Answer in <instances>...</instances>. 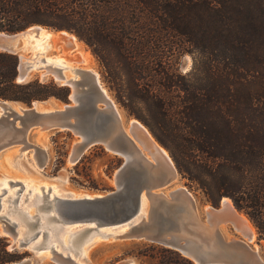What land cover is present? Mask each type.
I'll return each instance as SVG.
<instances>
[{"label":"trees","instance_id":"obj_1","mask_svg":"<svg viewBox=\"0 0 264 264\" xmlns=\"http://www.w3.org/2000/svg\"><path fill=\"white\" fill-rule=\"evenodd\" d=\"M34 24L86 42L182 176L231 197L264 237V0H0V31ZM19 64L0 49V99L68 100L67 85L18 81ZM26 255L0 236V264Z\"/></svg>","mask_w":264,"mask_h":264},{"label":"water","instance_id":"obj_2","mask_svg":"<svg viewBox=\"0 0 264 264\" xmlns=\"http://www.w3.org/2000/svg\"><path fill=\"white\" fill-rule=\"evenodd\" d=\"M30 28L73 34L66 29L34 24L18 32L0 31V49L17 54L24 48L19 45L18 34ZM47 66L56 79L71 88L74 104L55 108L43 100L16 107V101L0 99V152L14 146H19V154L32 149L38 166L43 168L48 157L46 148L31 143L30 132L34 128L68 129L81 138L74 145L72 161L95 144L118 153L124 161L115 173L116 189L104 194L51 197L52 187L48 191L42 187V193L30 197L23 193V181L10 179L8 183L17 188L6 197L9 204L6 212L0 214V234L8 237L10 248L26 249L29 254L7 264H91L84 254L88 248L85 245L96 235L107 239H146L180 251L195 264H264L243 234L245 239L224 238L220 223L233 224L240 217L235 206V211L228 213L220 212L221 206H211L213 211L205 210L204 221L187 187L164 191L179 174L174 160L156 139L149 141L146 126L138 119L131 120L128 128L120 123L116 104L94 69H76L81 73L77 79L66 78L61 66ZM36 68L33 61L21 60L20 56L18 81H25ZM7 192V187L2 188L0 209ZM30 207L34 209L32 213ZM119 264L135 262L126 259Z\"/></svg>","mask_w":264,"mask_h":264},{"label":"rangeland","instance_id":"obj_3","mask_svg":"<svg viewBox=\"0 0 264 264\" xmlns=\"http://www.w3.org/2000/svg\"><path fill=\"white\" fill-rule=\"evenodd\" d=\"M34 33H37V31ZM34 33H25L19 37V45H23L24 48L20 49L17 54L19 57L23 55V59L32 58V60L30 59L31 61L36 60L34 63L35 67H37L36 69H32L30 76L25 81L31 79H40L43 82H49L53 80L59 85H64L61 80L56 79L54 74L46 73L47 70H51L48 69L49 67L47 65H51L50 67L55 65V63H47L49 61L46 56L51 57L58 55L56 56L57 58L54 57L52 59L54 60L53 62H55V60L64 59L63 57H59V55L63 54L64 56L68 55L69 53V55H72L73 58L63 60V66L61 65L66 78L75 77L80 79L81 73L76 69L94 68V70L99 73L100 80L102 81V85L106 89L108 96L116 104V107L120 113V123L124 127L128 128L129 122L131 120L138 119L150 131L154 139L158 141L149 126L137 115L126 109L118 100L116 92L110 87V84L106 78L105 70L101 65L100 60L93 53L92 49L86 42L81 40L75 33L72 32L78 37L80 43H82L81 48L76 50L75 48L70 49L67 47V50L66 46L62 44V42H59L57 46V42H53L52 39L46 41V39H41L37 34L34 35ZM54 43L56 44L54 45ZM81 50H87L90 56L89 61L85 62L82 60L83 56L81 55ZM192 62V57L189 54L182 56L180 59L181 69L184 72L190 70L192 67ZM71 92L72 90L70 88V94ZM46 102L55 108H63L65 104L69 103L74 104V101L70 98V95L68 100L52 97L47 99ZM13 104L16 107L18 105L28 106L19 102H15ZM40 106H42V104ZM103 106V104H100V107ZM80 139L81 138L78 134H75L68 129H32L29 134L30 142L46 148L48 154L47 160L45 162L46 165L43 168L38 166L34 158V151L32 149H28L22 154H18L19 146H14L0 152V193H2V188H8V192L3 195L4 207L0 209V214L5 213L8 209L7 206L9 202L6 197L8 195L14 194V190L17 188L16 186H11L8 183H1L5 178L9 180L23 179L26 182V187L23 193L28 194L30 197L38 192L42 193V186L44 185L47 187L43 188L45 191H48L50 186L53 187V192L51 191L52 189L50 190V196H52L54 193L57 195H78L82 193L104 194L116 189L115 173L119 166H121L123 163L124 158L118 153L107 149L102 144H95L87 148L77 161H72L74 145ZM181 186L187 187L194 195L199 214L204 221H206L204 210L205 207H220L223 198L228 197L224 196L218 202L212 201L202 189H200L196 184L191 183L188 178L182 176L180 172L172 184L165 188L164 191L169 192L170 190ZM228 198H230L234 204L232 198ZM27 204L28 201H25L24 206H27ZM33 210V207H30V212H33ZM238 210L252 223L256 232V237L253 242L248 243L253 249L257 250L258 254L264 261V237L260 236L258 228L252 219L243 210ZM220 229L227 241L233 238H244L243 235L235 230L230 224L228 227ZM0 236L6 237L9 243L7 236L4 234H0ZM85 247H88L87 257L91 264H119L122 260L126 259H133L135 264H195L191 258L187 257L180 251L166 247L156 242L148 241L146 239H107L101 235H96V237H94L90 243L86 244ZM17 249L20 252H27V254H29L26 249ZM45 262L50 263L49 261Z\"/></svg>","mask_w":264,"mask_h":264},{"label":"bare ground","instance_id":"obj_4","mask_svg":"<svg viewBox=\"0 0 264 264\" xmlns=\"http://www.w3.org/2000/svg\"><path fill=\"white\" fill-rule=\"evenodd\" d=\"M35 31H37V33H34ZM28 34V33H34V35H38L41 39H46V41L47 40H50V39H52L53 40V42H57V46H58V43L59 42H62V44H64L65 46H66V48L68 47V48H70V49H78V48H81V44L82 43H80V40L76 37V35H74V34H71V33H68V32H58V31H52V30H48V29H46V28H41V29H37V28H30V29H27L25 32H22V33H20V34H18L19 36L20 35H22V34ZM18 35H16V37H15V41H16V43L18 42V39H17V36ZM28 36V35H27ZM33 36V35H32ZM34 37V36H33ZM43 42V41H42ZM22 44V43H21ZM40 44V43H39ZM56 43H54V45H55ZM43 45V44H42ZM41 46V45H40ZM27 48V47H26ZM30 48V47H29ZM68 48H67V50H68ZM64 50H66V49H64ZM79 51V50H78ZM81 52V55L83 56V61H85V62H87V61H89V59H90V56H89V53L87 52V50L86 51H84V50H81L80 51ZM79 52V53H80ZM37 54V53H36ZM40 54H42V53H40ZM56 56H58V55H54V56H51V57H47L46 56V58L48 59V61L49 62H47V63H55V65H58V66H61L62 65V61L63 60H68V59H72L73 58V56L72 55H69V53H68V55H64L63 56V54H61V55H59V57H63L62 59L63 60H55V62H53L54 60H52L54 57H56ZM23 57V55H21V60H25V59H23L22 58ZM42 57V56H41ZM44 57H45V55H44ZM37 58V57H36ZM57 58V57H56ZM31 60H32V58H30ZM33 59H34V57H33ZM36 61V60H35ZM34 60H33V63L35 62ZM52 61V62H51ZM42 62V61H41ZM37 64V63H36ZM34 66H35V63H34ZM63 66V65H62ZM61 66V67H62ZM36 68V67H35ZM94 69V68H93ZM92 69V70H93ZM95 71V70H94ZM46 73H51L50 72V70H47V72ZM95 73H96V75H97V77H99V74H98V72H96L95 71ZM53 74V73H52ZM67 78H71V77H67ZM99 80V79H98ZM63 84H64V82H63ZM40 105H41V103H40ZM47 107H51V106H47ZM116 109H117V107H116ZM117 112H118V116L120 117V113H119V111H118V109H117ZM121 120V119H120ZM133 121H136V119H134ZM146 128V127H145ZM39 130V129H38ZM42 130V129H41ZM146 131H147V137H148V139H149V141H151V142H155V139H154V137H153V135L150 133V131L146 128ZM19 151V150H18ZM163 151H164V153L165 154H168V152H167V150L166 149H164L163 148ZM19 154V153H18ZM17 155V154H16ZM18 180V179H17ZM8 181H9V179H7V178H5V179H3L2 180V182L1 183H3V184H6V183H8ZM21 181H23L24 183H26L23 179L21 180ZM9 184V183H8ZM6 186V185H5ZM8 186V185H7ZM42 187H46V185H44V186H42ZM50 187H52V186H50ZM47 188V187H46ZM53 188V187H52ZM56 189V188H55ZM52 192H53V189L51 190ZM55 191V190H54ZM39 193V192H38ZM34 195V194H33ZM55 195V193L52 195V196H54ZM57 195V194H56ZM59 195V194H58ZM51 196V197H52ZM204 210H207V211H209V210H212V207L211 206H207V207H205V209ZM231 210L232 211H235V207H234V204L232 203V201H231V199L230 198H228V197H224L223 198V200H222V202H221V209H220V212H226V213H228V212H231ZM213 211V210H212ZM217 213L219 212V210H217L216 211ZM32 213V212H31ZM240 217L237 219V220H235V222L233 223V224H231V223H227L226 221H224V222H222V223H220L221 225H220V227L221 228H226V227H228V225L230 224V225H232L234 228H235V230H237L238 232H240L241 234H243L244 236H245V238L249 241V242H253L254 241V239H255V237H256V232H255V229H254V227H253V225H252V223L250 222V220L244 215V214H242V213H240V215H239ZM96 237V236H95ZM257 251V250H256ZM84 254L85 255H87V249H85V251H84ZM262 259V258H261Z\"/></svg>","mask_w":264,"mask_h":264}]
</instances>
